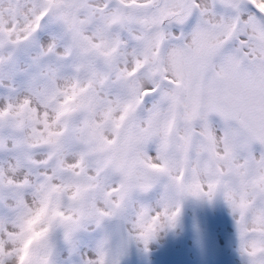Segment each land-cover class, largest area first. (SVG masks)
Segmentation results:
<instances>
[{"label":"snow or ice","instance_id":"obj_1","mask_svg":"<svg viewBox=\"0 0 264 264\" xmlns=\"http://www.w3.org/2000/svg\"><path fill=\"white\" fill-rule=\"evenodd\" d=\"M188 201L264 264V0H0V264H128Z\"/></svg>","mask_w":264,"mask_h":264},{"label":"rangeland","instance_id":"obj_2","mask_svg":"<svg viewBox=\"0 0 264 264\" xmlns=\"http://www.w3.org/2000/svg\"><path fill=\"white\" fill-rule=\"evenodd\" d=\"M128 264H241L228 210L220 202H186L181 227L153 244L147 257L133 253Z\"/></svg>","mask_w":264,"mask_h":264}]
</instances>
